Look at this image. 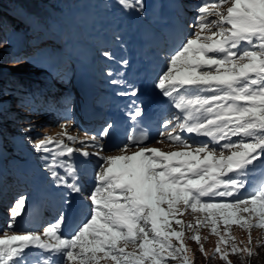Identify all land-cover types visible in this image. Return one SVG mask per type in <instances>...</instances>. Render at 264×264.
<instances>
[{"label":"snow or ice","instance_id":"obj_1","mask_svg":"<svg viewBox=\"0 0 264 264\" xmlns=\"http://www.w3.org/2000/svg\"><path fill=\"white\" fill-rule=\"evenodd\" d=\"M117 3L126 11L143 8V0ZM195 11L189 25L193 31L168 56L154 85L176 110L161 122L157 142L186 150L148 147V137L141 133L129 134L124 143L111 149L118 154L104 155L109 150L104 141L113 128L111 123L78 141V147L63 138L35 142V149L51 156L46 168L56 184L75 194L78 201L73 205L66 199V210L41 233L8 235L26 204L25 197L18 198L10 209L7 228L0 232V264H100L102 260L105 264L177 260L189 264L182 255L186 251L182 237L193 224L180 219L189 210L202 214L203 219L196 216L197 225L210 226L217 235L221 222L226 233L231 225L264 229V0H201ZM101 55L113 59L110 51ZM107 75L114 73L109 70ZM111 83L122 82L112 79ZM138 93L133 88L117 94ZM142 116L143 108L133 100L129 120L135 124ZM61 127V137L75 145L77 138L67 134L66 125ZM183 133L208 139L190 140ZM74 153L85 159L95 156L100 162L90 189L81 186L77 168L69 162ZM64 156L69 159H59ZM250 185L253 190L242 196ZM85 207L84 219L65 236L66 211ZM173 239L178 243L173 244ZM192 239L198 242L200 238L194 235ZM221 243H226L223 236L213 257L220 253ZM129 245L132 251H126ZM33 248L40 252L34 259L29 255ZM231 251L253 255L248 247L234 245ZM226 257L223 253L222 258Z\"/></svg>","mask_w":264,"mask_h":264},{"label":"rangeland","instance_id":"obj_2","mask_svg":"<svg viewBox=\"0 0 264 264\" xmlns=\"http://www.w3.org/2000/svg\"><path fill=\"white\" fill-rule=\"evenodd\" d=\"M146 4L155 7L154 13H146L143 8L123 10L117 0H109L106 7H101L100 10L92 8L90 14L96 20L89 25L88 36L95 41L90 44L84 43L83 46L79 44H75L74 47L68 46L60 39L54 41L40 27L38 32L44 33L45 36L40 42L31 41V37H35L37 32H32L29 22L22 17H17L20 24L16 25V31L9 35L8 43H0V75H7L9 78L7 81L0 77V101H3L0 104V138L4 144L3 148L7 146L6 142H10L17 144L25 155L28 154V156H21L15 150H10L9 145L6 147L9 151L8 156H3L0 152V232L7 228L11 220L10 209L21 196L26 198V203L40 196L43 216H47L48 220L20 229L16 227L17 217L13 231L8 232V235L41 233L44 226L54 222L60 213L58 211V215H48L51 212L52 203H60L61 207L66 206L64 201L72 196L67 188L58 186L48 172L46 164L51 162V156L43 150L38 151L33 145L45 137L63 138L65 143L73 145L66 137H61L60 134L64 131L62 125L67 126L68 135L77 138V143L73 145L75 147L79 146L78 141L100 132V125L95 130H89L87 124L81 119L82 100L79 98L75 83L82 67H86L93 74L98 90L96 103L105 102L110 99L109 96L114 95V100H117L121 96L117 93L125 91L124 84H134L137 81L136 77L142 79V75L145 74L153 78L154 86L157 77L165 69L168 56L193 31L189 25L195 19V9L201 4V0H177V3L172 0L173 7L169 13H165V0H143V6ZM226 7L227 5L221 6L222 10H226ZM211 10L210 7L209 11ZM170 26L174 33L171 32ZM117 31L122 35L115 38ZM140 37L145 40L144 44L138 43ZM68 49L71 53L67 52ZM104 51H110L113 59L104 58L101 55ZM12 53L14 55H11ZM124 60L127 64L121 63ZM145 60L148 61L146 65H144ZM148 66L152 68L153 74L148 73ZM109 70L114 73L112 77L107 75ZM112 79L120 80L122 83L114 85L111 83ZM17 80L24 81L27 86L13 88L12 85ZM28 87L31 88V92L25 90ZM175 111L170 108L164 119L171 117ZM25 129L30 130L25 131ZM182 135L186 136L184 133ZM187 138L191 140L193 136L190 135ZM196 138L199 141L207 140L206 137ZM159 139L160 136L148 147L165 152L186 150L177 145H170L168 142L158 143ZM50 147L55 146L50 145ZM85 150L95 151L93 148ZM75 154L82 157L79 153ZM103 154L118 153L109 149ZM12 158L13 160H10ZM59 159L68 160L69 158L59 157ZM69 162L75 164L81 186L90 189L95 183V180L93 183L89 180L94 179L95 171L100 163L98 159L93 156L83 162H77L71 157ZM21 164L23 170L19 166ZM57 171L64 175L63 169L57 168ZM7 183L11 186L8 187ZM252 190L253 186L250 185L242 190L241 195L247 196ZM86 213L85 207L81 221ZM196 216L203 219L202 214L193 215L190 210L180 217L184 224L189 222L193 224L192 228H185L182 237L186 246V251L182 255L188 258L189 264H192L193 257L197 253L213 256L221 236L226 243L219 244L220 253L215 255L217 259H222L223 253H227V258L237 254L231 251L234 245L237 249L248 247L251 251L258 244L264 245V229L248 230L238 225H231L226 233L221 222L218 227L219 235H217L211 232L210 226L197 225ZM173 227L179 230V226L173 224ZM194 235L200 238L198 242L192 239ZM172 243L178 242L173 239ZM201 246L203 252H201ZM132 250L131 245L126 249V251ZM238 253L244 256L248 254L247 252ZM29 255L34 259L40 256V252L33 248ZM100 264H105V261H100ZM107 264L111 262L108 261ZM170 264H182V262L177 260L171 261Z\"/></svg>","mask_w":264,"mask_h":264},{"label":"trees","instance_id":"obj_3","mask_svg":"<svg viewBox=\"0 0 264 264\" xmlns=\"http://www.w3.org/2000/svg\"><path fill=\"white\" fill-rule=\"evenodd\" d=\"M109 0H0V43L6 44L9 35L16 31V25L20 24L17 17L25 18L30 24V30L37 32L31 41H41L44 33H39V27L54 34L63 44L74 47L75 44L83 46L84 43L95 41L88 36L89 25L95 21V17L90 14L92 8L100 10L105 8ZM89 22V23H88ZM100 25V24H99ZM75 28V29H74ZM92 30V27H91ZM117 31L116 38L121 35ZM39 33V34H38ZM99 45V44H98ZM97 48V44L95 45ZM101 46V45H100ZM83 48V47H82ZM11 49V48H9ZM83 50H85L83 48ZM71 53V50H67ZM11 55H14L13 53ZM2 75H0L1 77ZM1 78L9 80L8 76L3 75ZM27 86L24 81L17 80L13 88H23ZM36 89V87H35ZM1 90V89H0ZM25 90L31 92L28 87ZM3 101H0V104ZM2 139L0 138L1 155L8 156L9 151L6 147L9 145L10 150H15L19 155H25L17 144L6 142L3 148ZM20 152V153H19ZM25 156H28L26 153ZM10 160H13L10 159ZM15 161V160H14ZM23 170L22 164L19 165ZM18 166V167H19ZM25 171V170H24ZM10 187V183H7ZM253 255H243L237 253L230 258L217 259L212 255L206 256L203 253L194 255L192 264H264V245L258 244L252 251Z\"/></svg>","mask_w":264,"mask_h":264},{"label":"bare ground","instance_id":"obj_4","mask_svg":"<svg viewBox=\"0 0 264 264\" xmlns=\"http://www.w3.org/2000/svg\"><path fill=\"white\" fill-rule=\"evenodd\" d=\"M165 6H166L165 7L166 8L165 13H169L170 9L173 7L172 6V0H165ZM176 25H177V27H179L177 24V21H176ZM43 30L46 33V35H48V33H47L48 31L45 29H43ZM170 30H171V26H170ZM171 32H173V31L171 30ZM49 37H50V39H53L51 36H49ZM136 79H137L136 83H134V84L133 83L132 84L126 83V84H124V87H125V91H127V89H128V91L129 90L131 91L133 88L139 89L138 95L137 96H120L117 100L112 101L111 105L115 104L116 105V106L114 105L115 109H119V110L127 108V113L130 114V112L132 111V101L135 100L137 106L142 107L143 110L153 107L155 109L160 110L162 112V116H164L167 112H169L171 107L169 106L168 103L164 102V100L166 98L162 97V95L160 94V91H156V90L153 91V88H152L153 87V78L148 77L146 75H143L142 79H139L138 77H136ZM126 87H130V88H126ZM125 98H126V100H124ZM103 103H105V102H103ZM101 105H102V103H100L98 106H101ZM86 106L88 108V104H86ZM85 110L86 109H84V111ZM83 117H84V114H82V118ZM92 123H94V127H96V124L100 125L102 122H101V120H98V119H91L86 124H92ZM194 138H196V137H194ZM75 159H84V158L75 155ZM33 199L36 200V203H38V201L40 200V199H38V197H35ZM73 199H76L78 201V197L76 195L73 198H71L70 200H73ZM52 205H56V203L54 202V203H52ZM84 210L85 209H83V211ZM83 211H80V213ZM38 213L39 212H37L34 209L30 214H28L27 219H26L27 220L26 224L25 223L24 224H18V220H17L16 226L18 228H20V227L28 225L29 222H31V221H36L35 214H37V219L39 220L38 221L39 223L48 220L47 216H40L39 215V217H38ZM76 227L72 228L67 234H64V235L65 236L70 235L76 229ZM62 232H63V227H62ZM33 252H35V250H33Z\"/></svg>","mask_w":264,"mask_h":264}]
</instances>
